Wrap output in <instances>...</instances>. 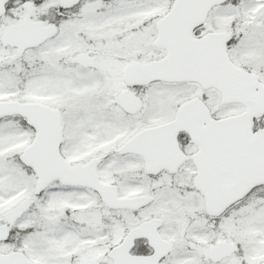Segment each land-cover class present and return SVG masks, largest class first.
<instances>
[{"label":"snow or ice","instance_id":"1","mask_svg":"<svg viewBox=\"0 0 264 264\" xmlns=\"http://www.w3.org/2000/svg\"><path fill=\"white\" fill-rule=\"evenodd\" d=\"M0 264H264V0H0Z\"/></svg>","mask_w":264,"mask_h":264}]
</instances>
